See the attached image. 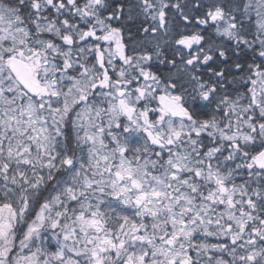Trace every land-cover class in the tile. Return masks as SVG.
I'll list each match as a JSON object with an SVG mask.
<instances>
[{"label": "snow or ice", "instance_id": "snow-or-ice-1", "mask_svg": "<svg viewBox=\"0 0 264 264\" xmlns=\"http://www.w3.org/2000/svg\"><path fill=\"white\" fill-rule=\"evenodd\" d=\"M0 264H264V0H0Z\"/></svg>", "mask_w": 264, "mask_h": 264}]
</instances>
